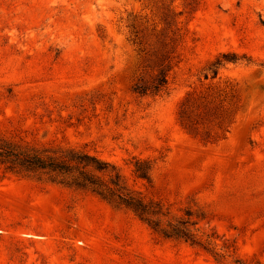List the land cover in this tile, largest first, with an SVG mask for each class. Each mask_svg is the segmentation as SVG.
<instances>
[{
	"label": "rangeland",
	"instance_id": "374dc122",
	"mask_svg": "<svg viewBox=\"0 0 264 264\" xmlns=\"http://www.w3.org/2000/svg\"><path fill=\"white\" fill-rule=\"evenodd\" d=\"M0 134L97 156L210 243L0 169V264H264V0H0Z\"/></svg>",
	"mask_w": 264,
	"mask_h": 264
},
{
	"label": "trees",
	"instance_id": "16d2710c",
	"mask_svg": "<svg viewBox=\"0 0 264 264\" xmlns=\"http://www.w3.org/2000/svg\"><path fill=\"white\" fill-rule=\"evenodd\" d=\"M237 60L235 55H221L211 65V76L216 77L224 63H236ZM167 71L159 69L149 85H138L134 90L140 94L161 93L168 83ZM152 168L150 162L135 159L133 174L136 179L149 184ZM0 169L4 173L36 182L94 195L114 207L130 212L164 238L183 239L207 251L209 249L210 243H201L193 233L191 226L195 223L173 220L162 202L148 200L131 190L114 165L83 149L18 142L0 134Z\"/></svg>",
	"mask_w": 264,
	"mask_h": 264
}]
</instances>
